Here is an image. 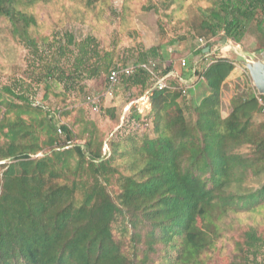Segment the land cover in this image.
I'll list each match as a JSON object with an SVG mask.
<instances>
[{
    "label": "trees",
    "instance_id": "obj_1",
    "mask_svg": "<svg viewBox=\"0 0 264 264\" xmlns=\"http://www.w3.org/2000/svg\"><path fill=\"white\" fill-rule=\"evenodd\" d=\"M37 1L0 0V16L9 22L12 37L41 59L48 48L31 34L37 21L27 11ZM208 5L199 7L196 35H205L209 46V38L220 32L222 40L240 42L247 31L252 32L250 23L257 13H264V0H211ZM263 20L264 15L256 20L259 32H263ZM64 37V44L54 51V65L46 70V81L56 73L57 81L68 88L66 83L76 78L60 64L69 44L78 46L75 60L81 78L101 72L107 75L114 68L111 55L100 53L95 43L90 57H98L96 62L103 67L91 73L86 67L90 57L83 53L85 41L75 43L71 34ZM156 50L150 48L153 54ZM198 53L204 56L201 48ZM176 67L180 72V63ZM165 69L162 72L174 68L168 65ZM232 69V61L224 58L202 67L192 64L195 79H202L209 91L194 105V121L187 123L178 100L184 96L178 89L155 90L149 110L137 113L131 108L124 127L104 138L101 149L104 143L108 148L104 154L100 147L92 148L90 141L72 142L76 135L59 121V109L38 107L48 119L44 144L51 149L49 154L32 158L42 146L22 120L32 110L29 97L26 91L3 86L1 90L19 103L9 100L0 119L5 139L0 145V264H153L167 249L166 264H205L202 253L220 235L217 221L228 213L264 205V183L255 190L241 187L249 172H264V122L253 121L263 107L258 101L263 96L233 97L230 112L223 116L220 86ZM126 79L140 85L139 94L144 91L145 72L137 71ZM10 112L15 113L14 119L7 117ZM152 123L156 137L133 143L141 126ZM117 133L125 138L126 146L114 139ZM242 146H249V153H240ZM72 151L78 160L71 167L61 154ZM116 155L129 160V173L119 172L114 198L108 179L118 173V163L112 164ZM84 161L88 176L79 180ZM119 213L134 217L131 249H124L113 234ZM241 237V247L256 256L264 239L254 227L242 231ZM171 250L176 252L174 257ZM251 260L244 264H256Z\"/></svg>",
    "mask_w": 264,
    "mask_h": 264
},
{
    "label": "rangeland",
    "instance_id": "obj_2",
    "mask_svg": "<svg viewBox=\"0 0 264 264\" xmlns=\"http://www.w3.org/2000/svg\"><path fill=\"white\" fill-rule=\"evenodd\" d=\"M210 2L211 0H38L27 11H30L37 21V26L32 29L31 34L39 39V44L45 43V47L48 48L41 59L34 58L35 52L12 37L9 22L0 16V119L9 100L19 103L18 100L4 93L1 88L9 86L16 92L26 91L32 110L24 114L22 120L27 130L34 133L37 143L42 146L40 151L31 154L32 158L49 154L51 149L44 144L48 136L46 134L48 119L43 111L45 109L36 105V102L45 104L54 111L59 109V121L68 124L76 135L72 141L74 143L84 144L85 141H90L92 148L100 147L101 149L104 138L122 126L129 113L124 108L140 95V85L134 84L132 80L122 79L112 97H104L103 93L107 85L106 73L101 72L87 79L81 78L79 76L81 67H77L78 62L75 60L79 54L76 44H69L66 47L65 56L60 60L61 66L76 76L66 83L68 88L57 81L55 72L54 77L45 80L46 70L54 65L53 59L56 57L54 51L64 44V36L67 37L69 34L73 36L75 43L85 41L83 53L86 51L88 57L92 55V48L96 43L100 53L105 51L111 55L114 67L152 60L155 63V69L165 71V68L171 65L177 70L176 65L180 59L184 58L188 65L186 64L187 66L182 68L181 72L185 71L182 75L189 78L191 65L194 63L197 67H202L217 58L232 61L233 69L220 86L222 115H228L233 97L238 95L244 97L252 93L256 97L261 96L256 91L244 65V59L239 53L255 54L264 49V20L261 26L263 32L255 28L256 20H260L264 13H257L250 23L249 29L252 32L247 31L240 42L234 43L230 39L233 46L227 51L221 50L229 39L222 40V32L210 37V46L202 56L198 53L196 35L199 7L205 8ZM204 32L205 30L202 31L203 34ZM44 37L48 39L41 42ZM202 37L207 38L205 35ZM151 47L157 48L155 54L150 51ZM97 60L98 57L92 56L86 64L91 73L96 67H103V63L96 62ZM83 73L88 72L84 70ZM191 84L188 95L182 99L178 98L187 123H192L195 119L194 105L209 93L202 79H193ZM90 94L100 96V111L99 108L96 111L92 110L86 103L85 97ZM259 104L264 106V97ZM7 117L11 120L16 115L10 112ZM253 121L264 122V107L253 115ZM117 134H119L118 138L114 139L121 141V147L126 146L125 138L120 133ZM154 137L156 133L153 131V123L147 127L141 126V130L133 135V143L141 144L144 139ZM4 141L0 132V145ZM101 150L103 153V148ZM249 151V146H242L239 149L242 154H247ZM61 157L67 158L66 161L71 167L78 160L73 151L70 154L62 152ZM115 163H118V173L108 179V190L114 198L118 193V174L120 172L125 175L128 172L129 160L116 155L112 164ZM1 171L2 169L0 173ZM87 176V161H84L83 171L77 179L85 180ZM70 177L73 176L70 175ZM262 183H264V172L255 175L249 172L241 187L245 189L244 191L255 190ZM120 209L122 210L121 206ZM237 213H228L217 221L220 235L215 239L213 247L206 248L207 250L202 253L201 257H204L205 264H236V262L233 263L234 260L237 264H244L247 260L252 263L251 259L256 264H264V244L254 257L241 247V233L250 227H254L257 234L264 239V205L259 204L253 210H240ZM131 218L129 214L119 213L113 225V234L119 237L124 249L132 248ZM200 224V220H197V225L200 226ZM166 251L158 255L153 264H166ZM175 253L171 250L172 257Z\"/></svg>",
    "mask_w": 264,
    "mask_h": 264
},
{
    "label": "built area",
    "instance_id": "obj_3",
    "mask_svg": "<svg viewBox=\"0 0 264 264\" xmlns=\"http://www.w3.org/2000/svg\"><path fill=\"white\" fill-rule=\"evenodd\" d=\"M197 42L199 48L202 49V52H205L207 50V47L209 48V45L207 44L208 41L203 37L197 38ZM232 46L233 42L230 39H227L221 50L227 51L232 48ZM236 46L239 48L238 44H236ZM179 63L181 69L188 65L184 58L180 59ZM154 64L155 63L152 60H143L135 64H125L112 68L106 77L107 85L103 93L104 97H112L115 88L122 82V79H126L127 77L135 74L137 71L146 73V88L137 98L130 101L126 105V107L124 108L125 111H130V109L133 108L137 113H144L145 111L149 110L151 105L150 97L155 90L178 89L183 96L188 95L187 92L189 90V87L192 85L191 83H193V79H195L192 72V76L190 75L189 78H186L182 75L181 70L179 72L176 69H170L166 72H162L161 70L155 69ZM100 100V96L96 95L90 94L86 97V103H88L94 111L98 110ZM258 100L262 102L261 98H258ZM35 104L43 107L45 110H48V107L45 104H41L39 102H36ZM107 149V145L106 143H104L103 151L105 152Z\"/></svg>",
    "mask_w": 264,
    "mask_h": 264
},
{
    "label": "water",
    "instance_id": "obj_4",
    "mask_svg": "<svg viewBox=\"0 0 264 264\" xmlns=\"http://www.w3.org/2000/svg\"><path fill=\"white\" fill-rule=\"evenodd\" d=\"M206 49L208 50V47ZM239 50L241 51L240 48ZM239 54L244 59V65L252 78L256 91L264 97V49L255 54Z\"/></svg>",
    "mask_w": 264,
    "mask_h": 264
},
{
    "label": "crops",
    "instance_id": "obj_5",
    "mask_svg": "<svg viewBox=\"0 0 264 264\" xmlns=\"http://www.w3.org/2000/svg\"><path fill=\"white\" fill-rule=\"evenodd\" d=\"M256 49V48H255ZM182 74H185V71L184 72H182ZM186 74H187V72H186ZM190 74H191V70H190ZM192 76V75H191Z\"/></svg>",
    "mask_w": 264,
    "mask_h": 264
}]
</instances>
